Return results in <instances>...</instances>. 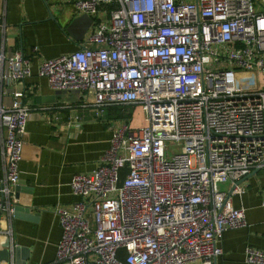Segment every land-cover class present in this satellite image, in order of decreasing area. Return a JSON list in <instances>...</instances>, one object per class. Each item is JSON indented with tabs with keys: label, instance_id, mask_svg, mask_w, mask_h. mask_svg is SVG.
Listing matches in <instances>:
<instances>
[{
	"label": "built area",
	"instance_id": "1",
	"mask_svg": "<svg viewBox=\"0 0 264 264\" xmlns=\"http://www.w3.org/2000/svg\"><path fill=\"white\" fill-rule=\"evenodd\" d=\"M72 3L102 18L77 50L40 61L37 75L78 92L97 117L139 107L143 124L112 126L94 170L72 177L79 200L55 208V264H215L222 234L246 225L220 186L264 170V9L255 0ZM31 74L22 49L0 47V215L10 212L31 117L11 84ZM244 261L264 264V250L246 246Z\"/></svg>",
	"mask_w": 264,
	"mask_h": 264
},
{
	"label": "crops",
	"instance_id": "2",
	"mask_svg": "<svg viewBox=\"0 0 264 264\" xmlns=\"http://www.w3.org/2000/svg\"><path fill=\"white\" fill-rule=\"evenodd\" d=\"M255 1L257 9L263 10L264 3ZM3 7L0 47L5 52L22 49L29 56L32 74L11 84L12 90L23 94L31 117L23 135L17 189L13 187L9 198L10 212L0 215V264H55L61 236L55 208L70 207L79 200L70 181L75 174L94 170L109 146L111 127L123 120L124 109L110 106L97 117L92 108L81 106L78 92L54 91L37 75L40 61L79 48L102 18L101 10L98 15L79 12L72 0H5ZM34 46L37 54L32 53ZM75 116L81 117L79 126L69 125ZM2 179L0 155V185ZM239 186L242 191L231 194L230 182L220 188L234 207L244 209L246 225L222 234V254L215 264H247L246 246L264 250V170H257Z\"/></svg>",
	"mask_w": 264,
	"mask_h": 264
},
{
	"label": "rangeland",
	"instance_id": "3",
	"mask_svg": "<svg viewBox=\"0 0 264 264\" xmlns=\"http://www.w3.org/2000/svg\"><path fill=\"white\" fill-rule=\"evenodd\" d=\"M259 2L262 4V3H264V0H259ZM262 81H264V79ZM124 110H131V108L124 107ZM142 124H143V112H142L141 108H139V107L132 108L131 125L133 127H137V126H141ZM179 151H180L179 145H176L175 143L173 145L169 144V146H168L169 156H171L174 153H178Z\"/></svg>",
	"mask_w": 264,
	"mask_h": 264
},
{
	"label": "water",
	"instance_id": "4",
	"mask_svg": "<svg viewBox=\"0 0 264 264\" xmlns=\"http://www.w3.org/2000/svg\"><path fill=\"white\" fill-rule=\"evenodd\" d=\"M256 172H257V170H253L252 172H250V173L247 174L246 176H244V177L240 178L238 181H236L235 185H232V188H231V190L229 191V193L231 194L233 188H234L236 185L241 184L245 179H247L248 177L254 175ZM14 189H17V186H14ZM14 210H18V208L14 207ZM24 211H27V209H24Z\"/></svg>",
	"mask_w": 264,
	"mask_h": 264
},
{
	"label": "trees",
	"instance_id": "5",
	"mask_svg": "<svg viewBox=\"0 0 264 264\" xmlns=\"http://www.w3.org/2000/svg\"><path fill=\"white\" fill-rule=\"evenodd\" d=\"M119 107V106H118ZM121 108V107H120ZM121 117L122 118H127L128 120H131L132 118V109L131 110H128V113L127 114H121Z\"/></svg>",
	"mask_w": 264,
	"mask_h": 264
}]
</instances>
